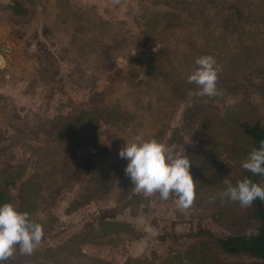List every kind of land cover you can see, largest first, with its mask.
<instances>
[{
	"label": "rangeland",
	"instance_id": "374dc122",
	"mask_svg": "<svg viewBox=\"0 0 264 264\" xmlns=\"http://www.w3.org/2000/svg\"><path fill=\"white\" fill-rule=\"evenodd\" d=\"M14 1L0 0V191L23 184L44 237L4 264H193L200 229L255 227L208 201L245 171L240 123L264 116V0ZM207 54L224 94L189 97ZM141 132L192 161L189 209L133 192L119 151Z\"/></svg>",
	"mask_w": 264,
	"mask_h": 264
},
{
	"label": "clouds",
	"instance_id": "9594fccd",
	"mask_svg": "<svg viewBox=\"0 0 264 264\" xmlns=\"http://www.w3.org/2000/svg\"><path fill=\"white\" fill-rule=\"evenodd\" d=\"M114 3L118 4L119 0H114ZM195 65L187 75V82L194 84L198 91L189 90L187 95L200 98L222 96L223 90L217 87L222 68L215 57L211 54L201 55L196 58ZM3 66L4 60L0 57V67ZM119 156L128 161L125 174L130 178L135 194L151 197L159 193L162 201L175 196L180 210H187L193 205L196 181L190 171L192 161L184 153L166 146L154 137L145 138L141 132L131 139L126 138ZM241 166L253 176L264 177V141L259 148L250 151ZM223 183L226 187L209 197V203H214L217 196L222 202H238L243 208L250 207L257 199L264 201V181L255 182L250 177H244L235 185L227 178ZM246 234H258L257 229L249 228ZM43 237L42 225L32 219L27 211L19 210L11 202L0 204V264L10 260L16 254L17 247L22 255L33 254Z\"/></svg>",
	"mask_w": 264,
	"mask_h": 264
},
{
	"label": "trees",
	"instance_id": "16d2710c",
	"mask_svg": "<svg viewBox=\"0 0 264 264\" xmlns=\"http://www.w3.org/2000/svg\"><path fill=\"white\" fill-rule=\"evenodd\" d=\"M14 2L17 9V2ZM17 13L22 14L18 9ZM240 129L243 136L248 140L250 150L259 148L264 141V116L254 121H243L240 123ZM250 177L255 182L264 181V177L253 176L247 170L243 171L239 179ZM23 186V184H20ZM20 185L18 188V196L11 194H3L0 191V204L11 202L18 206L19 210L23 211L25 197L20 194ZM249 214L258 234L247 235L246 232L239 234H230L217 236L209 230L200 229L198 236L201 238L197 248V260L193 264H264V201L257 199L250 207H247ZM24 211H27L26 209ZM29 214L31 211H27ZM105 217V216H103ZM221 254L227 255H245L251 259L248 263L241 262H223L220 260ZM96 263H103L98 260Z\"/></svg>",
	"mask_w": 264,
	"mask_h": 264
}]
</instances>
